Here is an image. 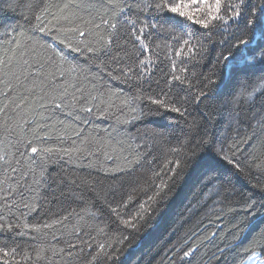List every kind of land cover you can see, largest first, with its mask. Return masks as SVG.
Listing matches in <instances>:
<instances>
[{
	"label": "snow or ice",
	"instance_id": "6c2138e0",
	"mask_svg": "<svg viewBox=\"0 0 264 264\" xmlns=\"http://www.w3.org/2000/svg\"><path fill=\"white\" fill-rule=\"evenodd\" d=\"M41 5L40 15H35V9L26 0H0V28L5 30L4 35L19 27L4 18L13 16L21 8L33 12L38 22L33 31L40 33L52 30L41 23L46 14L57 24H74L77 19L81 20L83 27L56 29L63 36L60 43L86 55L88 60L100 61L110 79L125 84L135 79L137 93L131 99L143 104L137 118L146 119L154 126L151 133L154 141L166 140L168 146L159 156L153 153L149 144L137 140L134 153L123 157V165L106 171L112 181L107 189L98 190L99 182L88 180H73L72 185L79 184V188H74L62 177L52 176L46 171L45 164L53 150L38 148L34 140L24 138L33 124L36 128L41 127L27 116L38 106L48 113L45 126L50 127L47 121L54 115L50 108L62 110L68 106L66 101H77L63 81L78 66L65 70L67 56L62 49L53 47L54 56L45 61L36 48L29 50L16 41L14 48L0 56V132L4 134L0 139L3 153L0 154V175L3 176L0 179V234L23 235L17 231L20 225L12 222L16 212L25 209L40 214L44 211V203L48 202L49 189L53 185H63L68 192L61 187V197L72 202L79 199L83 203L85 195H90L94 201L91 206L95 209L90 218L98 222L97 234L107 238L115 226L116 235L113 242L108 243L93 245V236L88 234L85 240L80 232L75 233L80 244L87 245L89 254L95 253L88 264H98V261L99 264H133L137 252L144 248L152 251L161 243L163 246L146 264H153L161 254L169 264H193L200 248L214 242L218 233L212 232L210 237L197 244L203 234V219L187 231L185 229L210 204L223 211L225 205L233 202L238 210L229 220L228 235L234 236L236 242L227 247L218 246L212 252V258L217 264H229V257L235 252L231 255V264H246V258L250 262L264 256V195L256 199L239 187L241 179L252 177L253 169L259 177H264V159L252 155L247 165L240 159H247L245 154L253 147L257 129L264 132V0H107L108 11L100 15L99 23L95 18L83 21L82 17L76 16L74 10L85 6L83 0L60 3L41 0ZM102 28L110 30L107 39L101 34ZM94 31L97 39L93 43L88 38ZM163 33L181 45L175 51L176 56L191 54L193 60L198 56L202 59L205 43H210L212 52H218L210 74L196 76L192 73L194 84L185 75L187 67L177 68L173 62L170 72L153 80L151 62L143 55L149 48L145 41ZM129 43L134 49L132 52L128 49ZM126 59L131 63L126 64ZM106 60L110 62L105 63ZM49 68L53 70L49 71ZM72 88L73 93L83 95L78 85H72ZM57 91L59 102L53 99L51 105L47 104L50 93ZM221 99L225 100V109L233 107L234 110L227 120L221 116L213 122L211 113L201 112V106L211 108L213 101ZM123 103L127 106L129 100L125 99ZM242 104L249 111L255 110L251 118L242 115ZM85 111L91 113L93 109L88 107ZM132 111L136 109L132 108ZM194 111L199 113V118L193 116ZM171 114L182 118V127L173 128L175 117ZM245 124L251 133L242 136ZM169 130L170 137L167 136ZM233 131L235 135H232ZM33 133L35 140L43 139L35 129ZM74 151L79 153L81 148ZM65 154L71 156V151L66 150ZM254 187L264 193V184L258 178ZM52 196H56L55 191ZM74 215H77L74 210L66 208L42 227L64 226ZM33 227L40 231V225ZM216 227L223 231L224 225L217 224ZM5 239L15 244L11 237ZM174 240L177 243L168 247ZM68 247L69 257L73 255L72 250L84 251L79 244L69 242ZM41 251H35L33 257L21 246L9 247L5 243L0 247V259L15 261V264H21V260L40 264ZM64 251L60 249L61 253ZM18 254L19 260L16 259ZM134 264H144L143 256L135 259Z\"/></svg>",
	"mask_w": 264,
	"mask_h": 264
},
{
	"label": "trees",
	"instance_id": "16d2710c",
	"mask_svg": "<svg viewBox=\"0 0 264 264\" xmlns=\"http://www.w3.org/2000/svg\"><path fill=\"white\" fill-rule=\"evenodd\" d=\"M26 2L30 3L35 9V15H40L41 0H26ZM55 2L60 3L65 2V0H55ZM128 2H131V0H128ZM83 3L85 5L83 8L74 10L76 11V16L82 17L83 21L95 18V22L99 23L100 15L108 11L106 7L107 0H83ZM3 6L7 7V4ZM52 11L54 12L56 9H52ZM4 19L10 20L14 26L19 25V27L9 35H4L5 30L0 28V56L4 55L6 50L14 48L15 42L19 41L21 45H26L29 50L36 48V52L40 58L45 61L54 56L53 47L62 49L67 56L65 70L67 71V69L78 66L76 67V71L70 73L67 79L63 81V83L69 86V93L74 94L78 100L66 101L68 106L62 110L50 108V112L54 111V115L47 121L50 127L45 126L47 112L39 109L38 106L35 111L28 112L27 118L35 120L41 127L36 128V125L33 124L25 133L24 138L26 140H34V145L38 148L53 150L49 153L50 160L45 164L47 172L54 177H62L74 188H79V184L72 185L73 180H88L89 182L98 181V190L107 189V186L112 181L109 176H106V171L115 169L117 165H123V157L134 153L137 140H140L141 143L149 144L155 155H163L168 146L166 140L157 139L154 141L151 135L154 126L149 124L146 119L137 118L140 116L141 107H143L140 101L133 102L131 99L137 93L135 88L137 81L133 79L128 84H125L121 80L110 79L107 69L104 68L100 61L96 59L88 60L86 55L82 56L80 53L74 52L60 43V39H63V36L56 29L60 27H75L76 25L83 27L84 25L81 20L77 19L74 24L64 22L57 24L55 21H52L51 15L46 14L41 23L47 25L52 30L40 33L39 31H33L34 26L38 22L35 20L33 12L28 8H21L13 16L5 17ZM131 19H135V17H131ZM49 21H52V23L49 24ZM113 22L115 23L116 20L113 19ZM88 27H91V25H88ZM193 30L195 31V29ZM108 31L110 30L101 29V34L105 39H107ZM197 34L199 35V33ZM218 38L215 37V39ZM72 39L75 40L76 37H72ZM88 39L93 43L96 41L97 35L95 31ZM145 43L149 45V48L143 55L151 62L150 67L154 73L153 80L160 79L163 73L170 72L171 65L175 62L177 68L187 67L188 71L185 75H188L189 79L193 80L195 84V77L192 76V73H195L196 76L210 74V70L215 62V55L218 54V52L215 54L212 52L210 43H205L206 51L203 53L202 59L198 56L196 60H193L191 54L189 56L183 54L176 56L175 51L179 50L181 45L167 33L155 34L145 41ZM128 49L130 52L134 51L131 43L128 44ZM56 62L59 63L58 57H56ZM109 62L105 61V63ZM127 63H131V61H127L126 59ZM48 70L52 71L53 69L49 68ZM72 85H78L83 90V95L80 92L73 93ZM146 87L147 85H145ZM53 99L59 102L60 96L58 91L50 93L47 104L51 105ZM125 99L129 100L127 106L123 103ZM224 104V99L213 101L211 108L201 106L200 111L211 113L213 122L220 119L221 116L227 120L229 114L234 109L233 107L225 109L223 107ZM88 107L93 109L91 113L85 111ZM241 107L243 108L242 115L251 118L255 110L249 111L247 106L243 104ZM132 108H135L136 111L133 112ZM171 115L175 117L173 128H176L177 125L182 127V118L177 117L176 114ZM193 116L199 118V113L194 111ZM160 123H164V121H160ZM242 128V136L251 133V129L247 127V124L243 125ZM33 129L43 139L35 140ZM76 133H80V135L77 136ZM176 134L179 135L178 128ZM232 135H235L234 131ZM167 136H171L170 130L167 132ZM3 138L4 134L0 132V139ZM82 141L83 144L81 143ZM172 143L174 144L175 141H172ZM21 148L23 150V146ZM76 148H81V152L74 151ZM66 150L71 151V156L65 154ZM12 151H15V149H12ZM0 154H3L2 151H0ZM245 155L247 159L245 157L240 158L245 165L250 164L252 155L264 159V132L257 129V137L253 141V147L249 148ZM29 166L26 165V167ZM38 175L39 169L37 168ZM257 178L261 184H264V177H259L255 169H253L252 177L250 179H241L239 187L246 195H253L254 198L259 199L264 193H261L257 187H254ZM0 179H3L2 175H0ZM4 187L6 188L7 185H4ZM61 187H63L65 192H68L67 187L63 185ZM61 187L53 185L49 189L48 202L44 203V211L40 214L28 212L25 209L16 212V217L12 222L20 225L17 231L23 233V235H15L14 233L0 234V247H3L5 243H8L9 247L19 245L33 257L35 256V251L42 250L40 264H88L90 256L95 253L89 254L87 245L80 244V240L75 233L80 232L85 240L87 239V235L90 234L94 237L92 241L93 245L96 243L113 242V237L116 235L114 225L112 226V230L108 232L107 238L104 234H97L95 231L98 222L90 218V214L95 211L91 206L94 201L91 200L90 195H85L83 203L79 199L72 202L61 197ZM53 191L56 193L55 197L52 196ZM54 200H58L59 202H53ZM238 200L239 198L237 197ZM69 207L77 215L72 216L66 221L64 226L42 227L45 222H50V219L56 218L57 214ZM237 210L236 202L225 205L223 211H220L219 206L214 207L210 204L200 212L192 224L188 225L185 231L188 228L194 227L197 221L203 219V234L196 241L197 244H200L205 237H210L212 232L218 233L214 242L207 243L200 248L193 260V264H217V261L212 258V252L218 246L227 247V244L236 242L235 237L228 235V233L230 227L229 220L236 216ZM237 219L244 218L237 217ZM217 224L224 225L223 231H218ZM25 225H28V227H25ZM36 225L41 226L39 232L35 231L33 227ZM183 234L182 232L181 236ZM6 236L11 237L15 241V244L11 240H6ZM226 237L227 243H225ZM69 242L79 244L84 251L80 252L79 249L72 250L73 255L69 257L67 255ZM176 243L177 241L174 240L168 247H172ZM162 246L163 243L158 244L156 249L152 251L144 248L137 252L133 258V264L134 260L139 259L141 256H143L144 264H146L147 260ZM61 248L65 250L63 253L60 252ZM235 254L233 252L231 255ZM231 255L229 257V264H231ZM0 256H2V253H0ZM261 257L264 259V256ZM16 259H20L19 254ZM162 261L163 264H169L168 260H164L163 254L156 257L153 264H161ZM0 264H15V261L0 259ZM21 264H30V262L21 260Z\"/></svg>",
	"mask_w": 264,
	"mask_h": 264
},
{
	"label": "rangeland",
	"instance_id": "374dc122",
	"mask_svg": "<svg viewBox=\"0 0 264 264\" xmlns=\"http://www.w3.org/2000/svg\"><path fill=\"white\" fill-rule=\"evenodd\" d=\"M262 262H264V259L261 256L251 260L250 262H248L246 259V264H262Z\"/></svg>",
	"mask_w": 264,
	"mask_h": 264
}]
</instances>
